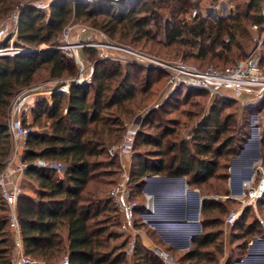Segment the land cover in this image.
I'll use <instances>...</instances> for the list:
<instances>
[{
	"label": "trees",
	"instance_id": "obj_1",
	"mask_svg": "<svg viewBox=\"0 0 264 264\" xmlns=\"http://www.w3.org/2000/svg\"><path fill=\"white\" fill-rule=\"evenodd\" d=\"M33 1L0 0V20L15 7L19 8L12 43L25 49L0 55V173L10 154L8 106L13 97L30 88L41 69L47 70L48 79L52 82L51 89L73 80L77 74L74 59L56 48L59 37L74 20L87 21L119 41L154 40L162 28L167 45L188 44L197 47L195 56L199 58L217 57L223 61H229L232 46L240 50L239 40L248 36L240 26L242 20L264 27V19L259 14L261 0H245L244 3L235 4L228 15L219 17L215 23L208 22L197 11L191 22L181 17L191 7H197L200 0H51L46 10L33 6ZM160 10L168 13V17L162 18L163 25L157 20ZM186 35L190 38L186 39ZM8 40L4 39L0 46L7 45ZM83 49L95 52L94 47ZM103 61L107 60L94 62L90 81L73 85L64 93L52 91L48 97H39L32 103L31 125L40 123L44 118L49 121V126L46 131H35L31 125H24L31 131L20 154V160L25 163L22 173L36 181L39 188L36 197L21 193L15 202L23 254L31 259L27 264H57L64 255L68 258V264H126V241L110 244L118 233H107L103 225L106 219L96 220L101 212L111 209L119 217L115 203L108 197L107 190L97 187L86 189L92 180H97L99 173L96 170L100 166L115 167L116 162L119 163V157L110 156L107 148L109 140H112L110 137L114 133H117V137L123 129L122 118L119 115L107 116V111L115 107L126 112L125 104L135 98L138 90L130 72H122L119 61L110 60V65ZM128 64L142 69L141 64ZM143 67L148 72L144 77L146 87L141 89V93L149 89L150 72L159 70ZM192 92L208 94L194 88L171 87L161 106L164 108L176 103V98H180L181 94ZM231 100L215 95L204 119L192 128L191 140L165 141L166 136L175 130L161 126L158 121L154 123L153 113L161 107L146 111L143 116L145 123L141 125L148 120L147 127L156 130L150 133L137 126L126 178L131 194L139 195L144 178L154 174L185 177L188 186L195 187H201L211 179L225 182L230 159L239 152L248 136V131L242 125L234 137L230 134L233 116L223 117L222 106ZM22 120V124H25V117ZM137 144L153 149L134 152ZM101 155L107 159H98ZM260 155L264 168V137ZM51 162L61 163L62 171L57 172L50 167ZM107 172L100 173L112 174L110 169ZM100 182L114 185L116 178ZM223 193H227V187H224ZM144 201L145 198L138 201L134 210L133 222L137 223L136 226L143 223L138 219L146 211ZM223 204L220 200L207 197L203 200L202 212L208 213L214 207L223 208ZM7 211L8 206L0 195V264H15L11 255L12 229ZM248 215H252V219L244 223ZM212 220L217 222L216 219ZM208 223L205 221L203 225ZM232 225L242 229L244 236L263 234L259 218L251 205L243 207L242 214ZM218 233L204 232L194 237L193 246L185 251L184 258L202 257L205 254L202 250L216 240ZM217 250L220 253L222 248ZM207 254L208 261L216 264L217 259L211 253ZM131 255L133 264H164L162 258L139 239L135 241ZM226 264H231L229 259Z\"/></svg>",
	"mask_w": 264,
	"mask_h": 264
},
{
	"label": "rangeland",
	"instance_id": "obj_2",
	"mask_svg": "<svg viewBox=\"0 0 264 264\" xmlns=\"http://www.w3.org/2000/svg\"><path fill=\"white\" fill-rule=\"evenodd\" d=\"M37 1L48 2L50 0H34L33 2ZM244 1L245 0H200L197 7H191L188 12L185 15H181V17L183 16L187 22H191V20L194 18V16H191V13L193 10H196L197 12H200V14L204 16L208 22L215 23L219 17L228 15L230 10L234 9L235 4H241L244 3ZM18 13L19 8L15 7L8 16L0 20V23H3L4 26V36L0 38V45L4 39L9 38L7 44V46H9L15 38L17 20L15 21L14 15H16L18 19ZM159 13L160 14L157 17V20L159 23H161V25H163L162 18L164 19L168 17V13L165 10H160ZM240 23L241 28L245 30V33L248 36L246 39L241 38L239 40L241 49L239 50L235 45H233L232 51L230 52L229 61H223V59L217 57H214L213 59L199 58L195 56L197 53V47H190L188 44L175 43L172 45H167L164 41L162 28L160 29V33L158 34L157 38L154 40L142 39L138 42H130L121 40L119 41L115 38L109 37L99 29L91 26L87 21L74 20L71 22V24L68 26V28H70V40L77 44V46L73 48L74 53L78 56L79 60L82 62L83 66L86 67V69H91L94 66V62L98 60H107L103 61L106 65H110V60H117L121 63L122 72L129 71L133 76L132 79L136 83L138 91L135 95V98L125 104L126 109L124 110H126V112H123L120 109L116 110L115 107H112L107 111V116L112 117L119 115L122 118L123 126V129L118 132V138L116 137L117 133H114V136L112 135L110 137L112 140H109L108 144L111 145L113 143H118L121 140L127 125L130 124L134 125L136 131L137 126L139 125V129L146 132L155 133L156 129L147 127L148 120L146 121L147 123L145 125H141V123H145V118H143L144 113L150 110V108L154 107L162 108H160L159 111H154V123H157L158 121L161 126H168L170 129L175 130L174 133L166 136L165 141L178 139L191 140L192 128L199 120L204 119L206 113H208L211 108V104L214 101V96H210L209 93L206 94L204 92H192L187 95L181 94L180 98H176L178 100L176 103L166 105L163 108L161 104L167 92L169 91V86H167L168 74L163 69H160L152 64V66L148 65V61H146L145 58L143 59V57L137 56V54L143 53L152 56L156 60L160 59L162 61H182L185 63L194 64L200 68H205L210 65L222 68L224 66L231 65L236 60L242 59L250 54L259 56L261 62L264 63V27L260 28V26H257V28H253L254 23L248 20H242ZM184 37L186 39L190 38L187 35ZM97 41H109L114 44L122 45L126 47V49L128 48L133 50L136 55L131 54L130 52L132 51L128 52L111 48L107 51L112 53V58H100V47H98V45L94 47V53L83 49L84 47L93 46H81L83 43H97ZM71 57L74 59V56ZM128 62L141 64L142 66L140 67H142V69L130 66ZM143 66H149L153 68L155 67L160 71L157 70L150 72L151 83L149 85V89L147 92L141 93V89L146 87L144 77L148 72L147 70L143 69L145 68ZM78 72L79 70L77 68V74ZM77 74L75 77H77ZM50 81L51 80L48 79L47 70L41 69L36 74L33 85L30 88L18 92L9 103L8 123L11 119L10 108L12 103H14V101H16L20 95H26L27 97L25 103L19 109L14 110V113L15 117L20 121L21 124L23 117H25V124L23 125H31L33 120V117L30 114L32 103L39 97L42 98L49 96L51 93L49 90H52V82ZM263 97L264 96H262L259 101H249L243 99L237 100L230 98L232 99V102L230 101L222 106L223 117L225 115L233 116V121L230 123L232 130L230 131V134L233 135V137L237 134L236 130H238L240 125H242L245 131H248V136L245 139V142H243L242 147L234 157L242 154L245 144H247V142H249L251 139H255L254 141L257 143L256 154H260L261 142L264 137ZM155 113L157 116H155ZM48 122L49 121L47 119L42 118L40 123H37L34 126L31 125V128L35 131H46L49 126ZM116 138L118 139L117 142L115 141ZM8 140L10 143V154L5 165V168H8L9 171L6 185H8L7 187L9 189H19L20 194L22 193L23 195L36 197V194L39 191L36 181L24 176L22 173L23 170H20L19 168L21 163H23L20 160V154L22 152V148L25 145L26 139L22 136L10 134L9 132ZM148 149L153 148L148 145L144 146L137 144L134 152H144ZM130 154L123 156L122 158L119 157V163L117 161L115 167L100 166L96 170V172L99 173V176H97L98 178H96L97 180H92L88 184L86 190L97 187L101 190H107L108 192V190L115 184H103L100 181H108L116 178L117 182L120 176L119 174H121L124 169L128 173ZM252 157L253 156H250V159ZM98 159H107V157L105 155H101L98 157ZM257 161L259 162V159ZM230 165L231 163L229 162L228 178L225 182H221L218 179H211L202 184L201 187H195L188 186L187 182L185 181L186 185L182 183L184 191H182V195L180 197L177 196L179 193L176 192L170 194L172 190L171 187L173 186L172 182H168V179L163 178L162 175L154 174L146 177V179L144 178V185L142 186L141 193L139 195H132V192L129 189L130 197L132 200L138 202L143 198L146 200L147 195H152L153 193L154 198L149 199V209H147V211L141 215V218L138 219V222L143 223H139V226H136L137 223L135 224L133 222V230L129 232L121 230V214L119 213L118 217L117 212L112 209L109 212H101L97 216L96 220L103 221V219H106L103 225H105L107 233H118V237L111 239L110 244H118L122 241H126V264H133V256L129 251V245L131 240H134L135 244V241L138 239L148 247L152 248L154 253L162 258L164 264H213V262L208 261L209 254L207 253H211L217 259L215 261L216 264H226L228 259L231 264H249L250 260L252 259L262 260L260 264H264V255L259 254V251L262 249V247L264 248V230L263 234H255L251 237L244 236L242 229L234 228L232 224L226 223V216L230 212H237L238 216L242 214L244 204L239 200L243 199L245 201L246 199L245 196H243V192L246 191L245 186H242L241 190L239 191L240 193L237 196L236 194H231L229 192L231 184L229 175L231 169ZM115 168H117L118 171ZM109 169L111 170L110 173L112 174L102 175L100 173H108L107 171H109ZM114 171L116 172L114 173ZM250 177H246L243 182L250 179ZM156 178H159L160 180ZM183 178L185 180V177ZM154 179L159 181L155 183L154 188H150L149 190L147 186ZM160 184H162V188L160 187ZM166 187L168 189L164 190ZM224 187H227V193H223ZM188 189L192 191L188 193ZM161 196L165 197V205L162 206L163 210L159 208ZM207 197L222 201L224 203L222 206L223 208L214 207L208 213L202 212L203 200ZM229 198L235 199L232 200ZM183 199H186V204L181 205L179 202H177ZM12 211H14L15 215L17 216L15 205ZM7 212L9 215L11 210L8 208ZM212 219H216L217 222H214ZM251 219L252 215H248L244 220V223L249 222ZM205 221H208L209 223L204 226L203 224ZM161 227L165 228L161 229ZM170 229H185L188 230V232L183 234L184 237H180L173 235L174 232H172ZM204 232L219 233L214 242L204 247L202 251L205 254L202 257L192 259L184 258L185 251L193 246V238L203 234ZM11 238L13 242V249L11 252L13 262L15 264H20L19 258L21 256L28 258L23 254L21 236H17L16 232L11 230ZM217 248H222L220 253ZM28 259L31 260L30 258ZM61 261H59L57 264H60Z\"/></svg>",
	"mask_w": 264,
	"mask_h": 264
},
{
	"label": "built area",
	"instance_id": "obj_3",
	"mask_svg": "<svg viewBox=\"0 0 264 264\" xmlns=\"http://www.w3.org/2000/svg\"><path fill=\"white\" fill-rule=\"evenodd\" d=\"M51 1V0H50ZM37 1L33 2V6L40 9H47L49 2ZM196 10H193L191 16H195ZM259 14L264 19V0H261L259 7ZM15 21L17 16L14 15ZM17 22V21H16ZM3 23H0V38L4 35ZM253 28H257L254 24ZM16 29V28H15ZM70 28L66 27L61 36L59 37V44L56 48H60L65 52L66 55L74 56L76 66L79 70L77 77L73 80L60 85L56 89L49 90V92L55 91L59 93H64L69 90V88L78 83L90 81L92 68L86 69L82 62L79 60L78 56L74 53V49L77 44L70 40ZM104 35V34H103ZM106 36V35H105ZM62 37V38H61ZM76 44V45H75ZM88 45L99 48L100 58H112V53L107 50L111 48L120 49L122 51H132L131 54L136 55L133 50L126 49V47L118 44H114L109 41H97V43H83L81 46ZM25 49L22 47H15L12 43L9 46H0V55L14 54L21 52ZM137 56L145 58L148 61V65L156 66L163 69L168 74L167 86L177 87L182 86L186 88H194L199 90L207 91L210 96L219 95L225 98H232L237 100H249L256 101L260 100L264 95V63L261 62L259 56L255 54H250L245 58L236 60L233 64L219 68L212 65L205 68H200L194 64L185 63L182 61H162L160 59L156 60L152 56L138 53ZM152 64V65H151ZM26 95H20L14 103H12L11 119L8 123V131L10 134L22 136L26 139L31 129L20 123L15 117L14 110L19 109L26 100ZM14 115V116H13ZM136 134V128L134 125H127L125 132L122 135L121 140L118 143H113L108 146L107 151L110 156L117 155L122 158L123 156L129 155L132 152L133 141ZM262 159H259L258 171H255L250 179L243 182V186L246 187V191L243 192L245 196V201L242 200L244 206L247 204H254L258 200L264 199V191L260 190L258 185L259 181L264 178V168L261 166ZM49 166L55 168L57 172L62 171V165L59 162H51ZM25 163H21L19 166L20 170H23ZM9 176L8 168L0 173V195L5 200L8 208L11 210L9 214V225L12 231L16 232L17 236L20 237V227L18 223L17 216L15 215L14 205L18 195H20L19 189L8 188L7 178ZM148 177V176H147ZM127 172L125 169L121 172L118 181L113 187H111L107 195L115 203L117 210L121 214L122 220L120 221V228L123 231L133 230V219L134 210L138 206V202L134 201L130 197L129 188L126 185ZM146 179V177H145ZM151 195H147V201H144V206L149 209V199ZM145 211V212H146ZM237 212H230L226 216V223L233 224L238 215ZM143 215V214H142ZM259 222L264 230V219L259 217ZM134 247V240H131L129 245V251H132ZM13 260V259H12ZM30 260L24 256L19 258L20 264H27ZM60 264H68L67 256H64Z\"/></svg>",
	"mask_w": 264,
	"mask_h": 264
},
{
	"label": "crops",
	"instance_id": "obj_4",
	"mask_svg": "<svg viewBox=\"0 0 264 264\" xmlns=\"http://www.w3.org/2000/svg\"><path fill=\"white\" fill-rule=\"evenodd\" d=\"M254 140H252V139L249 140V142H247V144H245L242 154H240L237 157L231 158V161H230V163H231L230 168L231 169L229 168L230 169L229 175H230L231 184H230L229 192L231 194L232 193L236 194V196L239 195V193H240L239 191L241 190V188L243 186V181L246 179V177H250V175H252L255 171H258L257 167L259 166V162L257 160L260 158H257V154H256L257 143ZM250 156H253V157L250 159ZM162 177L167 178L168 180L167 179L166 180L168 182H172L173 186L171 187L172 190H171L170 194L173 192L174 193L176 192V193H179L177 196L180 197L182 195V191H184L182 181L178 179L180 177H168V176H162ZM156 179H159V178H156ZM156 179H154L153 181H151L148 184L147 188H149V190H150V188H154L155 183L160 180V179L159 180H156ZM160 187L162 188V184H160ZM167 189L168 188L166 187L164 190H167ZM187 192L189 193L190 191H187ZM151 198L152 199L154 198L153 193L151 195ZM164 199H165V197L161 196V199L159 202V205H160L159 208L161 210H163L162 206L165 205ZM229 199H232V198H229ZM233 199H235V198H233ZM242 200L243 199H241L239 201L242 202ZM177 202H179L181 205H184L187 203L186 199H183V200L177 201ZM247 205L252 206L254 214L256 217H258V218L260 217V218L264 219V199L258 200L254 204H247ZM163 228H165V227H161V229H163ZM170 230H172V232H174L173 235H177L180 237H184L183 234L188 232V230H185V229H183V230L170 229ZM259 254L264 255V248L263 247L259 251ZM261 262H262V260H256V259L253 260L252 259V260H250L249 264H260Z\"/></svg>",
	"mask_w": 264,
	"mask_h": 264
},
{
	"label": "water",
	"instance_id": "obj_5",
	"mask_svg": "<svg viewBox=\"0 0 264 264\" xmlns=\"http://www.w3.org/2000/svg\"><path fill=\"white\" fill-rule=\"evenodd\" d=\"M106 1H128V0H106ZM257 157L260 158V154H259V153H257ZM38 162H39V163H42L41 160H39ZM178 179L181 180L182 183H183L184 185H186L185 180H184L183 177H180V178H178ZM258 187H259L260 190L264 191V178H262V179L259 181V185H258ZM188 191L191 192L192 190H189V189H188Z\"/></svg>",
	"mask_w": 264,
	"mask_h": 264
},
{
	"label": "bare ground",
	"instance_id": "obj_6",
	"mask_svg": "<svg viewBox=\"0 0 264 264\" xmlns=\"http://www.w3.org/2000/svg\"><path fill=\"white\" fill-rule=\"evenodd\" d=\"M256 135V134H255ZM170 227V226H169Z\"/></svg>",
	"mask_w": 264,
	"mask_h": 264
}]
</instances>
